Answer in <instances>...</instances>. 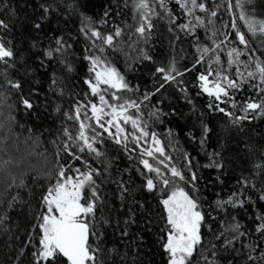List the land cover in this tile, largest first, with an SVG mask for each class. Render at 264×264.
<instances>
[{
	"label": "snow or ice",
	"instance_id": "1",
	"mask_svg": "<svg viewBox=\"0 0 264 264\" xmlns=\"http://www.w3.org/2000/svg\"><path fill=\"white\" fill-rule=\"evenodd\" d=\"M90 4L0 0V234L20 240L23 227L27 244L15 250L16 264H153L145 233L160 264H264V143L237 139L252 121H264V0H101L95 15ZM157 22L167 27L170 49L188 43L191 67L175 55L156 62ZM145 61L155 65L153 83L141 91L127 74ZM169 89L187 113L165 105ZM192 89L209 98L203 107ZM46 113L60 121L49 141L54 160L29 169L43 134L27 124ZM180 120L206 163L187 151L174 157L180 133L156 130ZM17 128L27 131L31 152L20 153ZM237 161V187L202 197L198 170H215L223 185ZM146 196L157 200L158 221L138 216ZM251 209L245 225L238 217Z\"/></svg>",
	"mask_w": 264,
	"mask_h": 264
},
{
	"label": "trees",
	"instance_id": "2",
	"mask_svg": "<svg viewBox=\"0 0 264 264\" xmlns=\"http://www.w3.org/2000/svg\"><path fill=\"white\" fill-rule=\"evenodd\" d=\"M224 2V0H222ZM13 5H19L20 0H12ZM101 0H91V4L89 5L88 14L89 15H95L98 12V8H93L92 5H99ZM215 3V2H214ZM233 3H235V0H233ZM30 12V9H28ZM220 13L222 15V18L225 19L227 13L224 11V8L220 9ZM126 15L130 17V14L127 13ZM53 24H55V19L53 20ZM78 24V21H77ZM219 26V22L217 24ZM170 34L167 31V27L163 22H157L156 31L153 35L152 39V55L157 63L160 62H167V60L175 55L178 61V64L183 67L184 65H187L191 67V61L192 57L190 55V48L187 42H184L183 44H176L175 51L170 49L169 47V40H170ZM82 47V46H81ZM181 48H184L185 51L181 52ZM256 55H259L257 52ZM123 65V66H122ZM119 67L123 71L125 68L124 64V58L121 57L119 61ZM154 67L151 62L145 61L143 63L137 62L134 65L133 71L128 72L127 78L129 81H133L136 83H140L142 87L145 88H151L153 83V72ZM203 70V69H201ZM197 73L194 71L193 73L186 74V79L189 81H194V77ZM132 82V83H133ZM76 91H80V87L78 86L76 88ZM173 92V89H169L168 93H165L166 96L169 97L168 100H165V105H167L169 102H171L174 105H177L182 108V110L187 113L189 111L188 106H184L185 102L180 99L177 100L174 95H171ZM191 94L195 97V89H192ZM208 97L206 95H202L199 97H195V102L199 107H203L208 102ZM69 100L68 97H65V106H67ZM155 103V101H153ZM150 107V106H149ZM161 107H164V105H161ZM165 110H168L167 108ZM4 114L7 113V110L4 109ZM147 111V109L145 110ZM2 118V117H0ZM18 119L20 120V123H25L27 121V117L23 116V114L18 115ZM217 123V127H219V121H214ZM59 118L55 116V114L46 113L41 116L40 120H36L35 117L32 118L31 121H28L27 126L33 127L34 132L36 135L43 134L41 136V147L35 149V152L31 156V158L27 162V167L29 169L39 170L42 171L46 167H51L52 162L54 160L53 152L54 148L49 143L51 139L54 138V134L56 132V129L59 127ZM184 121L180 120L177 123L172 124H164V125H158L156 130L161 133H166L167 129L169 127L173 128L175 133H180V135L177 137L179 139V145L177 146V152L173 153L174 157H178L180 151H187L192 154L193 157H195L201 164L206 163L207 160L202 152H200L198 145L189 142L183 133H181L180 129L184 126ZM184 131H187V128H184ZM17 133H21L20 135V143H19V149L20 153H26L31 152L33 146L29 142V144H25L24 141L28 138L27 131H21V129H16ZM246 134H239L237 136V139L243 138V139H250L254 143H264V121H252L250 127H246L245 129ZM213 143H215V140H213ZM108 151L110 154H115L117 149L116 146L112 145L109 142L108 145ZM168 151L171 153L172 149L169 148ZM208 151H212L211 148L208 149ZM36 153H39L40 155H37ZM6 157L3 156L2 153H0V161L5 159ZM124 163H127L125 160ZM232 169H235L234 171ZM35 174V171L33 172ZM198 174L201 177L199 181V188H200V194L202 197H206L208 200L215 199V194L220 193L221 196L226 197L227 194L235 189L237 187L236 177L240 175V166L239 161L233 163L231 165V168L227 175L223 176L222 179L224 180V184L221 185L218 182L215 181V176L217 175L216 171L213 169H199ZM247 174V173H245ZM3 183L4 179L3 176H0V194L3 193ZM35 191V194L38 195L39 191L36 188V186L31 185ZM114 187V186H113ZM25 199H27V191H22L21 193ZM144 199L147 200V204L145 206V210L142 213H138V216L142 219L145 216H151L154 221H158V213L160 212V207L158 206L157 200L153 199L151 196H146ZM206 210L207 206H205ZM257 209H251L248 212H241L239 215L240 221L245 225L251 224V215L252 211H256ZM15 216L16 214L13 213ZM215 215V213H213ZM23 219V217H21ZM154 232L156 231L154 227ZM18 235L20 236V240H15L10 238L9 236H6L4 234H0V264H16L15 261V250L18 249L21 246V242L23 241L24 244H27V238L24 232L23 227L20 228ZM145 240L149 247H151L152 252L149 253V256L147 257L148 260H151L153 264H160V255L157 252V246L155 244L154 237L152 235H149L145 233ZM12 244L13 248L9 249L8 244ZM155 253V255H153ZM202 264V262H201Z\"/></svg>",
	"mask_w": 264,
	"mask_h": 264
},
{
	"label": "rangeland",
	"instance_id": "3",
	"mask_svg": "<svg viewBox=\"0 0 264 264\" xmlns=\"http://www.w3.org/2000/svg\"><path fill=\"white\" fill-rule=\"evenodd\" d=\"M210 2L223 3L222 0H210ZM258 3H259V0H258ZM172 4H174V0H172ZM172 4H170V6H172ZM258 10H259V8H258ZM230 19H231V16H230V14L227 13L225 19L223 18V21H224V22H229ZM237 23H238V25H240V26L242 27V22H240L239 20H237ZM201 33H202V30H201ZM190 51H191V49H190ZM225 59H226V57H225ZM242 59H243V58H242ZM122 66H123V65H122ZM130 82L132 83L133 81H130ZM132 84H136V82H133ZM143 90H145V87H142V86H141V91H143ZM149 108H150V107H149ZM148 110H149V109H147V111H148ZM147 111H146V112H147ZM256 121L259 122V121H261V120H256Z\"/></svg>",
	"mask_w": 264,
	"mask_h": 264
}]
</instances>
